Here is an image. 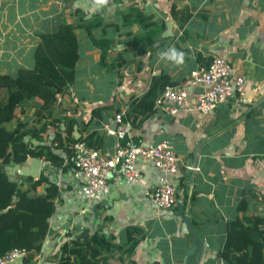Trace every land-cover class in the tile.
I'll use <instances>...</instances> for the list:
<instances>
[{
  "label": "crops",
  "instance_id": "obj_1",
  "mask_svg": "<svg viewBox=\"0 0 264 264\" xmlns=\"http://www.w3.org/2000/svg\"><path fill=\"white\" fill-rule=\"evenodd\" d=\"M172 7L183 21L173 17ZM134 11L152 16L151 22L165 27L146 53L131 61L134 44L129 33L142 32V24H127L135 18ZM95 17L102 26L87 34L76 29L80 58L74 83L50 109L52 117H58L55 126L61 137L66 136L68 125L73 138L94 133L97 149L111 156L115 138L105 126L113 127V115L125 110L132 140L145 145L171 142L181 160L171 180L177 202L170 209H160L148 200L145 186H155L159 178L149 162L136 163L142 174L139 183L112 175L108 193L95 202L85 199L77 170L41 160L40 173L57 186L58 197L38 253L29 262L19 258L12 264H58L64 243L94 234L112 245L101 264H225L219 251L228 223L264 218V0H105L100 8H93L92 0H0V73L12 75L20 68H32L41 34L62 23L83 24ZM115 24L117 31L112 28ZM105 25L112 26L108 33L101 30ZM103 36L111 41L101 61L102 50L93 39L99 42ZM169 48L184 53L182 65L161 58ZM215 56L244 77L240 97L234 95L202 114L194 109L200 89L192 87L178 114L154 108L142 124H131L126 117L129 102L148 90L152 77L165 74L172 83L182 84L192 70ZM137 63H142L140 68ZM27 116L26 112L23 118ZM54 134L55 128L48 127L42 143L53 146ZM53 151L64 160L63 149L53 147ZM30 164V160L24 163L27 168ZM190 168L193 172L188 176ZM12 176L21 182L25 179ZM130 237L135 240L131 248Z\"/></svg>",
  "mask_w": 264,
  "mask_h": 264
},
{
  "label": "trees",
  "instance_id": "obj_2",
  "mask_svg": "<svg viewBox=\"0 0 264 264\" xmlns=\"http://www.w3.org/2000/svg\"><path fill=\"white\" fill-rule=\"evenodd\" d=\"M171 14L176 17L180 13L172 7ZM128 16L132 15L123 17ZM178 16L181 21L184 20L182 15ZM151 17L135 12L137 19L127 22L128 26L142 24V32L129 33L134 44L130 47L134 49L131 61L136 55H144L164 31V23L151 22ZM77 23H62L54 31L41 34L33 52L32 68H20L12 75L0 73V93H3L0 99V256L13 248H20L29 252L24 262L33 259V255L40 250L48 229V219L54 211V201L58 197L57 186L50 183L43 172L36 180L25 178L21 182L10 175L9 167L12 169L16 164H23L29 157L61 166L64 160L54 153V146L42 143L41 135L50 126L55 128L53 140L57 146L54 148L63 149L66 156L70 155L66 141H83L89 147L98 148V138H94V133L83 139L73 138L69 125L67 138L61 137V132L55 126L58 117H52L50 111L58 96L64 94L75 81V67L80 58L76 29L80 28L87 34L89 30L102 26L101 20L96 17L83 24ZM111 27L105 25L101 30L108 33L106 29ZM112 28L113 31L118 30L116 24ZM110 41L109 37L104 36L99 42L93 39L102 50L101 61L105 59ZM141 64L137 63V68ZM201 64L206 66L208 61ZM173 84L165 74L152 77L148 90L129 102L130 111L126 117L130 118L131 124H142L155 111L154 102L162 89ZM26 112L28 118H23ZM93 115L97 118L98 112L94 111ZM49 116L52 119L49 120ZM10 124H14L11 129ZM26 138L37 144L27 142ZM127 242L131 248L135 240L130 237ZM111 248V243L98 234L64 243L58 264H101L105 261V253ZM219 256L225 264H264V218L254 216L229 222Z\"/></svg>",
  "mask_w": 264,
  "mask_h": 264
},
{
  "label": "built area",
  "instance_id": "obj_3",
  "mask_svg": "<svg viewBox=\"0 0 264 264\" xmlns=\"http://www.w3.org/2000/svg\"><path fill=\"white\" fill-rule=\"evenodd\" d=\"M243 86L244 77L234 74L223 58L215 56L206 66H198L192 70L182 84L166 85L154 102V108L163 114H178L183 109L188 88L198 87L200 90L195 93L194 109L207 114L232 96L240 97ZM105 129L107 134L115 138V151L111 156L89 147L83 141H66L65 144L70 155L65 156L63 164H71L78 171L85 199L100 201L108 193L109 179L114 174L131 183L141 182L142 174L136 163L143 161L151 163L159 173L155 186H145L146 197L157 208H172L177 202V190L171 180L178 172L181 160L175 154L171 142L162 140L156 144L145 145L132 140L125 110L115 113L113 127L106 125ZM53 146H57L55 141ZM28 254L25 249L13 248L0 256V264H12L19 258H26Z\"/></svg>",
  "mask_w": 264,
  "mask_h": 264
},
{
  "label": "water",
  "instance_id": "obj_4",
  "mask_svg": "<svg viewBox=\"0 0 264 264\" xmlns=\"http://www.w3.org/2000/svg\"><path fill=\"white\" fill-rule=\"evenodd\" d=\"M30 160L31 164L29 166V168L26 167V165H24V163H26V161L28 162ZM26 161L23 164H16L12 167L11 171L9 172L10 175H20L22 177L25 178H31L32 180H36L38 179L39 175H40V168H41V160L39 158H35V157H29L26 159ZM188 167H190L191 165V161L188 162ZM195 167V166H194ZM192 169L190 168L186 170V174H188V176L190 174H192ZM186 218V217H185ZM183 219L185 222L188 223L187 218ZM191 232L193 233V236L196 240L197 236L194 234V232L191 230Z\"/></svg>",
  "mask_w": 264,
  "mask_h": 264
},
{
  "label": "clouds",
  "instance_id": "obj_5",
  "mask_svg": "<svg viewBox=\"0 0 264 264\" xmlns=\"http://www.w3.org/2000/svg\"><path fill=\"white\" fill-rule=\"evenodd\" d=\"M105 0H92L93 8H100L104 5ZM161 58L173 63L174 65H182L184 63V53L175 48H169L161 52Z\"/></svg>",
  "mask_w": 264,
  "mask_h": 264
},
{
  "label": "rangeland",
  "instance_id": "obj_6",
  "mask_svg": "<svg viewBox=\"0 0 264 264\" xmlns=\"http://www.w3.org/2000/svg\"><path fill=\"white\" fill-rule=\"evenodd\" d=\"M3 97V93H0V99ZM9 127H10V125H9ZM10 167H9V169H8V171L10 172Z\"/></svg>",
  "mask_w": 264,
  "mask_h": 264
}]
</instances>
